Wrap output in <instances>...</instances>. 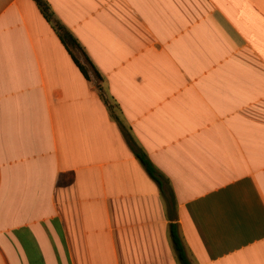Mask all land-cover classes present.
<instances>
[{
    "label": "crops",
    "instance_id": "obj_1",
    "mask_svg": "<svg viewBox=\"0 0 264 264\" xmlns=\"http://www.w3.org/2000/svg\"><path fill=\"white\" fill-rule=\"evenodd\" d=\"M45 1L80 47L0 0V264H264V0Z\"/></svg>",
    "mask_w": 264,
    "mask_h": 264
},
{
    "label": "trees",
    "instance_id": "obj_2",
    "mask_svg": "<svg viewBox=\"0 0 264 264\" xmlns=\"http://www.w3.org/2000/svg\"><path fill=\"white\" fill-rule=\"evenodd\" d=\"M39 7L40 11L44 15V17L53 22L54 27L56 28L61 40L66 44L68 47H80L75 37L70 33V31L62 25L57 19L53 17V13L50 10L48 3L45 0H34ZM78 67L82 71L84 75L87 76V71L83 64L75 59ZM94 68L95 73L98 77H101L99 72L96 70L93 64H91ZM124 135L126 137V141L128 142L129 146L132 148L135 156L142 164L143 168L147 172V174L156 182H160V174L152 162L147 157L146 153L138 147L132 139V136L129 134L128 129L124 131ZM168 235L169 239L175 254V257L179 264H192L190 259L188 258L187 252L185 250V246L182 242V239L179 234V229L177 223H169L168 225Z\"/></svg>",
    "mask_w": 264,
    "mask_h": 264
}]
</instances>
